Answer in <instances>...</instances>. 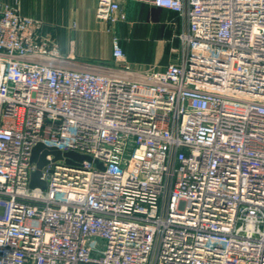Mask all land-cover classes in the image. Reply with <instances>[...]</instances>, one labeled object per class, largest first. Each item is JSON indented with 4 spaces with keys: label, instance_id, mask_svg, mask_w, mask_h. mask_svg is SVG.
Wrapping results in <instances>:
<instances>
[{
    "label": "built area",
    "instance_id": "2783aa9c",
    "mask_svg": "<svg viewBox=\"0 0 264 264\" xmlns=\"http://www.w3.org/2000/svg\"><path fill=\"white\" fill-rule=\"evenodd\" d=\"M183 58L140 71L60 55L0 1V264H264V0H143ZM98 18L126 21L115 0ZM43 144L99 161L48 156Z\"/></svg>",
    "mask_w": 264,
    "mask_h": 264
},
{
    "label": "crops",
    "instance_id": "0c3cea01",
    "mask_svg": "<svg viewBox=\"0 0 264 264\" xmlns=\"http://www.w3.org/2000/svg\"><path fill=\"white\" fill-rule=\"evenodd\" d=\"M18 4L20 14L44 24V35L61 56L90 63L113 62L118 38L127 63L134 69L163 71L183 58L179 35L185 23L174 12L143 0H115L126 21L114 27L100 20V0H0Z\"/></svg>",
    "mask_w": 264,
    "mask_h": 264
},
{
    "label": "water",
    "instance_id": "95a60500",
    "mask_svg": "<svg viewBox=\"0 0 264 264\" xmlns=\"http://www.w3.org/2000/svg\"><path fill=\"white\" fill-rule=\"evenodd\" d=\"M52 156L55 162L64 161L65 164L70 166H78L80 163L94 162L100 169H103L101 162L93 161L88 156H83L75 152L62 153L56 148L46 147L43 144H38L32 151L31 162L37 167V170L32 174L30 188H40L46 190V184L42 178V168L48 164L47 157Z\"/></svg>",
    "mask_w": 264,
    "mask_h": 264
}]
</instances>
